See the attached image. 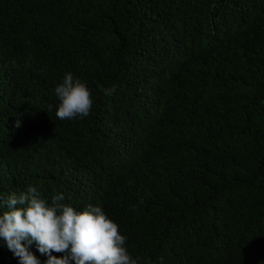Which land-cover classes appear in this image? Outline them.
<instances>
[{"label":"trees","instance_id":"1","mask_svg":"<svg viewBox=\"0 0 264 264\" xmlns=\"http://www.w3.org/2000/svg\"><path fill=\"white\" fill-rule=\"evenodd\" d=\"M68 72L87 117L55 115ZM29 185L139 264H264V0H0V193Z\"/></svg>","mask_w":264,"mask_h":264},{"label":"clouds","instance_id":"2","mask_svg":"<svg viewBox=\"0 0 264 264\" xmlns=\"http://www.w3.org/2000/svg\"><path fill=\"white\" fill-rule=\"evenodd\" d=\"M101 90L111 96L117 89L113 85ZM54 94L59 120L90 115L92 92L85 81L71 72L57 84ZM20 126L18 119L15 127ZM64 200L60 192L52 194L49 200L31 185L19 194L0 193V243L18 258L19 264H40L30 251L33 245L41 255H47L46 264H139V258L133 257L126 247L127 237L102 207L88 205L78 211ZM136 210L133 205L132 211ZM53 253L64 255L58 257Z\"/></svg>","mask_w":264,"mask_h":264}]
</instances>
